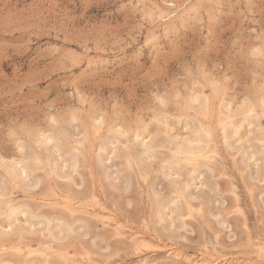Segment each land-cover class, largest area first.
Returning <instances> with one entry per match:
<instances>
[{"label": "rangeland", "instance_id": "rangeland-1", "mask_svg": "<svg viewBox=\"0 0 264 264\" xmlns=\"http://www.w3.org/2000/svg\"><path fill=\"white\" fill-rule=\"evenodd\" d=\"M262 35L264 0H0V264H264Z\"/></svg>", "mask_w": 264, "mask_h": 264}, {"label": "snow or ice", "instance_id": "snow-or-ice-1", "mask_svg": "<svg viewBox=\"0 0 264 264\" xmlns=\"http://www.w3.org/2000/svg\"><path fill=\"white\" fill-rule=\"evenodd\" d=\"M258 39L260 40V44L252 48L251 55L253 57H259L262 63H264V35L259 36ZM158 103L165 105L166 101L162 98H158ZM5 131L8 132L10 137L15 136L17 133L16 129H6ZM48 143H51V141Z\"/></svg>", "mask_w": 264, "mask_h": 264}, {"label": "bare ground", "instance_id": "bare-ground-1", "mask_svg": "<svg viewBox=\"0 0 264 264\" xmlns=\"http://www.w3.org/2000/svg\"><path fill=\"white\" fill-rule=\"evenodd\" d=\"M204 99H205V98H204ZM204 99H203V100H204ZM202 105H203V104H202ZM200 107H201V105H200ZM205 108H206V107H205ZM205 133H206V131H205ZM174 147H175V146H174ZM176 147H177V146H176ZM184 148H186V147H184ZM184 148H183V149H184ZM201 148H202V147H201ZM180 149H181V148H179V150H180ZM179 150L176 149V151H179ZM195 150H196V149H195ZM182 151H183V150H181V152H182ZM188 152H190V151L188 150ZM195 152H196V151H195ZM195 152H194V153H195ZM40 153H41V152H40ZM177 153H178V152H177ZM183 153H184V152H183ZM181 154H182V153H181ZM182 155H184V154H182ZM190 155H191V154H190ZM204 156H205V155H204ZM37 157H38V156H37ZM45 157H46V156H45ZM190 157H191V156H190ZM47 158H48V157H47ZM49 158H50V157H49ZM49 158H48V159H49ZM187 158H188V157H186V159H187ZM196 158H197V157H196ZM196 158H195V159H196ZM198 158H199V157H198ZM206 158H208V157H206ZM206 158H205V159H206ZM40 159H41V158H40ZM202 159H203V158H202ZM45 160H47V159H45ZM188 160H189V159H188ZM42 161H43V160H42ZM47 161H48V160H47ZM46 163H47V162H46ZM194 163H195V161H194ZM43 164H44V163H43ZM41 165H42V164H41ZM45 166H46V165H45ZM47 166H48V165H47ZM47 166H46V167H47ZM40 167H42V166H40ZM10 173H11V172H10ZM11 175H12V174H11ZM14 176H15V175H14ZM14 176H11V177H14ZM11 177H10V178H11ZM14 179H15V181L17 180L15 177H14ZM11 182H12V181H11ZM13 182H14V181H13ZM13 182H12V183H13ZM16 183H19V182L17 181ZM35 183H36V182H35ZM33 185H34V184H33ZM33 185H32V186H33ZM54 194H55V193H54ZM0 195H1V194H0ZM185 200H186V199H185ZM65 202H66V199H65ZM185 203H186V202H185ZM6 204H7V203H6ZM63 204H64V203H63ZM99 206H100V205H99ZM186 207H187V206H186ZM99 208H101V207H99ZM190 208H191V207H190ZM95 210H96V209H94V211H95ZM99 211H100V210H99ZM102 211H103V210H102ZM106 212H107V211H106ZM91 214H93V213H91ZM104 214H105V213H104ZM108 215H109V214H108ZM111 215H112V214H111ZM93 216H94V215H93ZM102 218H103V217H102ZM102 218H101V219H102ZM101 219H100V222L102 221ZM101 223H102V222H101ZM103 224H104V223H103ZM106 224H109V223H106ZM109 225H111V224H109ZM114 226H115V225H114ZM117 229H118V228H116V230H117ZM133 231H134V230H133ZM139 231H140V230H139ZM146 232H147V231H146ZM144 233H145V232H144ZM130 235H131V234H130ZM132 235H133V234H132ZM134 235H135V234H134ZM148 235H149V234H148ZM1 236H2V235H1ZM145 236H146V235H145ZM4 237H5V236H4ZM133 237H134V236H133ZM135 237H138V236H135ZM2 238H3V237H2ZM11 239H12V238H11ZM136 239H137V238H136ZM138 239H140V238L138 237ZM138 239H137V240H138ZM149 239H150V238H149ZM150 240H151V239H150ZM138 241H140V240H138ZM1 242H2V241H1ZM147 242H148V241H147ZM143 243H145V242H143ZM139 244H140V246H141V243H139ZM256 244H258V243H256ZM144 245H145V244H144ZM260 248H261V247H259V249H260ZM254 249H255V248H254ZM257 249H258V248H257ZM263 249H264V247H263ZM203 250H204V249H203ZM210 250H211V249H210ZM207 251H209V250H207ZM214 252H215V251H214ZM255 252H256V251H255ZM199 253L202 254V252H200V251H199ZM206 254H208V253H206ZM206 254H205V255H206ZM209 254H210V253H209ZM217 255H218V254H217ZM257 255H259V254H257ZM196 256H197V255H196ZM202 256H203V255H202ZM261 256H262V255H261ZM179 257H180V256H179ZM183 257H184V256H183ZM200 257H201V256H200ZM207 257H208V256H207ZM207 257H206V260H207ZM262 257H263V256H262ZM185 258H186V257H185ZM203 258H204V257H203ZM215 258H216V257H215ZM195 259H196V258H195ZM216 259H217V258H216ZM196 260H197V259H196ZM196 260H195V261H196ZM202 261H203V259H202ZM216 261H217V260H216ZM86 262H87V261H86ZM184 262H186V261H184ZM205 262H207V261H205ZM208 262H209V260H208ZM80 263H81V262H80ZM80 263H78V264H80ZM189 264H190V263H189ZM195 264H196V263H195ZM200 264H204V263H200ZM209 264H210V263H209ZM212 264H213V262H212ZM216 264H217V263H216Z\"/></svg>", "mask_w": 264, "mask_h": 264}]
</instances>
